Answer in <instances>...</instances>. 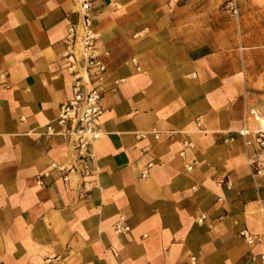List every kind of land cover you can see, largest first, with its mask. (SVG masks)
<instances>
[{
	"label": "crops",
	"instance_id": "0c3cea01",
	"mask_svg": "<svg viewBox=\"0 0 264 264\" xmlns=\"http://www.w3.org/2000/svg\"><path fill=\"white\" fill-rule=\"evenodd\" d=\"M91 1L107 74L82 196L53 169L72 143L47 129L73 94L62 51L80 0H0V264H264V148L239 133L253 125L241 69L195 36L187 4Z\"/></svg>",
	"mask_w": 264,
	"mask_h": 264
},
{
	"label": "built area",
	"instance_id": "2783aa9c",
	"mask_svg": "<svg viewBox=\"0 0 264 264\" xmlns=\"http://www.w3.org/2000/svg\"><path fill=\"white\" fill-rule=\"evenodd\" d=\"M174 1L178 3L182 0ZM98 40L99 33L94 26L92 1L80 0L79 19L70 26L63 40L62 51V58L74 78L73 94L70 99L60 104L56 122L61 129L55 131L50 124L47 125V129L51 134H58L72 143L77 155L75 160L56 164L53 169L60 172V178L66 183L78 178L82 196L88 195L98 185L95 146L103 135L100 118L104 113L102 100L107 74L104 54L100 50ZM239 133L244 138L252 135L251 130L247 128H243ZM263 138L258 134L255 136V141L264 146ZM251 143V140H247V144ZM189 169L192 167L190 166ZM143 175L145 176L146 172ZM50 176L51 171L38 175V184H43L44 178ZM115 229L124 233L129 227L118 222ZM248 242L252 243V240L248 239Z\"/></svg>",
	"mask_w": 264,
	"mask_h": 264
},
{
	"label": "rangeland",
	"instance_id": "374dc122",
	"mask_svg": "<svg viewBox=\"0 0 264 264\" xmlns=\"http://www.w3.org/2000/svg\"><path fill=\"white\" fill-rule=\"evenodd\" d=\"M176 4L189 5L195 36L226 54L227 69H241L251 101L250 130L264 137V127L257 120L264 117V0H182Z\"/></svg>",
	"mask_w": 264,
	"mask_h": 264
},
{
	"label": "bare ground",
	"instance_id": "6f19581e",
	"mask_svg": "<svg viewBox=\"0 0 264 264\" xmlns=\"http://www.w3.org/2000/svg\"><path fill=\"white\" fill-rule=\"evenodd\" d=\"M257 120H258L259 124H261L264 127V117L258 116Z\"/></svg>",
	"mask_w": 264,
	"mask_h": 264
}]
</instances>
